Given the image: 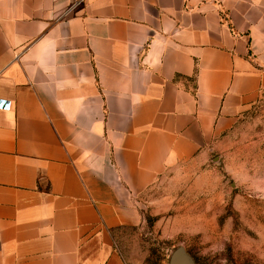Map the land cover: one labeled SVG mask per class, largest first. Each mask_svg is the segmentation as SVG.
I'll list each match as a JSON object with an SVG mask.
<instances>
[{
  "label": "crops",
  "instance_id": "0c3cea01",
  "mask_svg": "<svg viewBox=\"0 0 264 264\" xmlns=\"http://www.w3.org/2000/svg\"><path fill=\"white\" fill-rule=\"evenodd\" d=\"M76 1L0 0V264H116L136 198L264 94V0Z\"/></svg>",
  "mask_w": 264,
  "mask_h": 264
},
{
  "label": "rangeland",
  "instance_id": "374dc122",
  "mask_svg": "<svg viewBox=\"0 0 264 264\" xmlns=\"http://www.w3.org/2000/svg\"><path fill=\"white\" fill-rule=\"evenodd\" d=\"M136 199L111 231L116 264H170L179 247L197 264H264V94Z\"/></svg>",
  "mask_w": 264,
  "mask_h": 264
},
{
  "label": "water",
  "instance_id": "95a60500",
  "mask_svg": "<svg viewBox=\"0 0 264 264\" xmlns=\"http://www.w3.org/2000/svg\"><path fill=\"white\" fill-rule=\"evenodd\" d=\"M170 264H197V263L184 247H179L173 252L170 258Z\"/></svg>",
  "mask_w": 264,
  "mask_h": 264
},
{
  "label": "built area",
  "instance_id": "2783aa9c",
  "mask_svg": "<svg viewBox=\"0 0 264 264\" xmlns=\"http://www.w3.org/2000/svg\"><path fill=\"white\" fill-rule=\"evenodd\" d=\"M84 0H77L75 2L74 7L80 5ZM11 102H8L6 100H0V110H10L11 109Z\"/></svg>",
  "mask_w": 264,
  "mask_h": 264
}]
</instances>
